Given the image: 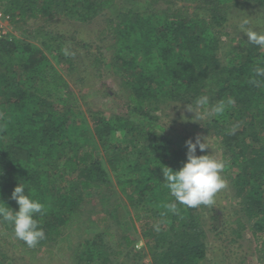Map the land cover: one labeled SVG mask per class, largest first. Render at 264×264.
<instances>
[{
  "label": "trees",
  "instance_id": "obj_1",
  "mask_svg": "<svg viewBox=\"0 0 264 264\" xmlns=\"http://www.w3.org/2000/svg\"><path fill=\"white\" fill-rule=\"evenodd\" d=\"M129 1L0 0L10 24L24 27L22 35L0 39V201L18 210L11 192L23 184L26 193L46 206L44 215L35 216L46 239L30 249L14 237L11 224L1 223L4 232L25 254L54 242L60 243L59 252L72 250L73 264H113L124 252L119 243L130 247L134 238L122 233L120 219L114 223L122 229L115 233L102 225L120 206L131 207L134 219L142 221L152 264H210L205 226L219 229L215 204L207 206V218L201 215L203 205L178 204L177 214L169 212L165 205L174 198L162 174L164 167L175 171L182 166L185 141L195 140L200 125L212 132V143L228 161L223 175L237 199L236 216L224 214L220 230L229 226L231 242L250 230L256 261L264 264V79L250 83L264 49L244 37L222 38L229 36L225 27L232 6L251 1L264 7V0ZM102 13L105 25L97 32V43L81 38L74 43L75 35L68 38L45 23L63 17L86 24ZM106 30L109 42L104 46L100 42L107 39ZM68 39L86 52L76 54L73 46H66ZM52 57L64 71L53 68ZM104 69L122 91V109H82L93 93L80 90L84 73L87 79L100 78ZM78 71L84 76L76 75ZM100 92L116 95L105 88ZM200 95L213 102L230 96L235 103L212 121L192 120L194 131L171 138L163 119L171 114L176 122ZM233 125L237 130L229 134ZM203 154H209L207 149L197 148L196 155ZM93 193L100 209L90 205ZM113 196L115 205L109 209ZM94 210L97 217L90 220ZM129 223L135 231L134 221ZM85 224L83 240L72 247L66 242L70 231ZM157 224L160 231L154 229ZM125 257L138 260L141 255L129 248ZM0 264L12 262L0 252Z\"/></svg>",
  "mask_w": 264,
  "mask_h": 264
},
{
  "label": "rangeland",
  "instance_id": "obj_2",
  "mask_svg": "<svg viewBox=\"0 0 264 264\" xmlns=\"http://www.w3.org/2000/svg\"><path fill=\"white\" fill-rule=\"evenodd\" d=\"M126 2H130L129 0H125ZM120 5V4H119ZM133 5H136L133 4ZM158 6H163V3L160 2L157 4ZM259 12H264V7L258 6L254 2H245L241 1L240 5L232 6L231 9H229V21H227L225 30L229 32V36L225 37L223 36V39H226L231 36L235 37H244L247 38L246 34L242 32H237L235 25L232 23L231 17H235L238 15H242L246 13L247 15H256ZM105 17L106 14L102 13L101 15L96 16L92 21L89 23H77L76 21L69 20L68 18H57L53 19L49 22H45L47 25V28L50 30H62L64 33L67 34V37L69 38L71 34L75 35V38L73 39L74 43L79 42L78 38L83 39L85 42H99L97 35V32L102 29V26L105 25ZM44 21L35 22L33 25H37V23H43ZM24 27H15L10 24L9 32L11 37L20 36L23 34ZM75 33H73L74 31ZM107 33V39L104 42H100L104 46L109 42V33L108 30L105 31ZM70 39H68V43L66 42V46H73L75 49L76 54L81 53L84 54L86 50L83 46L80 44L74 45ZM65 43L63 42V46ZM48 56L50 57V54L48 53ZM109 57V54H106V59ZM51 65L53 68L59 69L61 71H64V65L62 63L58 64L55 61V58L52 57ZM107 69L103 70L102 77L98 78L96 75H90L87 79V76L89 74H86V77L84 80H86L83 87L80 89L82 92H90L92 95L88 97L87 103L88 106L85 104L81 105L82 109H85L89 107L91 110L101 109L107 113H111L114 111H119L122 109L121 105L123 103L124 97L122 94V91L119 90V86L116 82L112 81V74L110 72H106ZM80 71L76 73V75H80ZM84 74H82L84 76ZM67 78H70V75L66 74ZM70 81V80H69ZM70 83V82H69ZM82 85H80L81 87ZM74 88V87H73ZM102 88H105L106 90H109L110 93L116 92L113 98L106 96V94L103 95V92H100ZM77 90L78 87H75ZM124 110V109H123ZM181 114L183 115L182 118L178 119L176 122H171L173 119V115L170 114L171 118L165 117L163 120L166 122L164 125L171 136V138H178L181 134H183V130L187 131H194L191 129L192 126V120H194V116L191 118V113L188 111L187 108H184V111H181ZM159 115V114H158ZM161 117V116H160ZM194 122H200V121H194ZM191 124V125H190ZM185 125V126H184ZM186 126L187 129H186ZM196 135L200 137H205V139L210 144V147L207 151L209 154H212L216 156L217 158L221 157V151L216 149V145L212 143L214 138L212 137V132L207 131L204 128H200V125H197L195 128ZM211 136V137H210ZM212 152V153H211ZM223 175V173H222ZM225 178V176L223 175ZM226 179V178H225ZM227 181V179H226ZM228 184V181H227ZM221 196L218 194L215 198V208H217V213L219 214V219L215 222V224H219V229L214 232L210 230L209 224L205 226L206 233H207V241H208V253H207V259L210 261V264H259L256 261L254 248L256 245V241L254 237L251 234V231L246 229L244 230V237L238 239L237 241L231 242L229 235V226H225L224 230L223 226H220V220L224 217V214H228L229 219H234L236 216L234 213V208L236 207L235 202L237 199H234L232 197V194H230V189L227 186L225 189H222ZM115 196L111 197L109 202L107 203L109 209L112 208L115 204ZM91 204H97V209H100L101 206L99 205L101 201H99L98 195L96 193H93L91 197H88ZM99 205V206H98ZM92 207V206H89ZM96 209V210H97ZM96 210L91 211L89 213L90 220H94L97 217ZM134 208L131 207H119L117 209L116 213H113L114 215L111 216L108 220H106L103 223V230H105L108 233H115L117 231V228L120 230L122 227H115L114 221L117 219H120L123 224L122 233H128L133 238L134 241L130 247L122 246V244L119 243L120 249H124V252L117 257L113 264H137L141 262L142 260H148L151 261V251L148 248V239L144 238L141 235L140 230V221H136L134 219L135 213ZM201 215L204 218H207L208 211L207 206L200 207ZM100 215V213H99ZM115 217V218H114ZM134 221L136 230L134 231L130 226L129 222ZM232 226V225H230ZM4 227L0 223V252L3 254V257L6 261H11L12 264H73V260L70 258V255L72 253V250H66L65 252H59L60 249V243L55 244L54 242H51L50 245L47 247H44L42 251H32L28 254H25L21 247H19L10 236H8L4 232ZM87 231V224L84 226L78 228V230L70 231L69 237L66 239V242L68 244H72V247H75L77 244L80 245V242L83 240V237L85 236V232ZM218 231L221 233L218 234ZM142 242L141 248L138 249L135 244L137 242ZM117 241H115L116 243ZM65 245H67L65 243ZM131 248L132 251H138V253L141 255V257L137 259H133L131 257H125L126 251ZM138 261V262H136ZM204 264H209L208 262Z\"/></svg>",
  "mask_w": 264,
  "mask_h": 264
},
{
  "label": "clouds",
  "instance_id": "obj_3",
  "mask_svg": "<svg viewBox=\"0 0 264 264\" xmlns=\"http://www.w3.org/2000/svg\"><path fill=\"white\" fill-rule=\"evenodd\" d=\"M230 19L237 32L246 34L249 45L264 49V12L252 16L244 13ZM64 54L70 53L65 50ZM258 78L264 79V60L258 62L252 69L250 83L258 85L260 83ZM234 103L230 96L213 102L208 95H200L193 103L187 104L186 108L195 115L194 120L212 121L223 116ZM237 127L238 125H233L229 134H235ZM185 144L187 158L182 166L175 171L170 167L162 169L164 186L174 198V201L168 202L165 207L173 214L178 213V204L187 208L212 206L215 204L217 193L227 187V181L222 173L228 166V161L212 154L196 155L197 148L201 152L211 148L205 137L197 136L194 141L186 140ZM11 198L18 204V210L13 211L6 203L0 201V223L11 224L16 239L24 242L30 249L36 248L46 239L45 231L35 218L37 214L46 213L45 204L33 198L31 193H26L25 186L20 183L14 187ZM154 229L160 231L159 225H154Z\"/></svg>",
  "mask_w": 264,
  "mask_h": 264
},
{
  "label": "built area",
  "instance_id": "obj_4",
  "mask_svg": "<svg viewBox=\"0 0 264 264\" xmlns=\"http://www.w3.org/2000/svg\"><path fill=\"white\" fill-rule=\"evenodd\" d=\"M10 15L6 12H4L2 9H0V39L1 38H10ZM142 245V242H137L135 246L140 249ZM137 264H152L148 260H142L141 262Z\"/></svg>",
  "mask_w": 264,
  "mask_h": 264
}]
</instances>
